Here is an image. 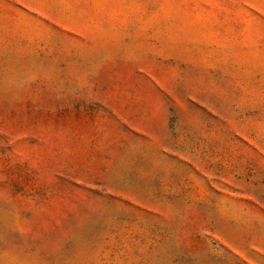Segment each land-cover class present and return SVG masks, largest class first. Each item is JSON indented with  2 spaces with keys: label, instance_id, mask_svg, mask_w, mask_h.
I'll return each instance as SVG.
<instances>
[{
  "label": "rangeland",
  "instance_id": "rangeland-1",
  "mask_svg": "<svg viewBox=\"0 0 264 264\" xmlns=\"http://www.w3.org/2000/svg\"><path fill=\"white\" fill-rule=\"evenodd\" d=\"M0 264H264V0H0Z\"/></svg>",
  "mask_w": 264,
  "mask_h": 264
}]
</instances>
